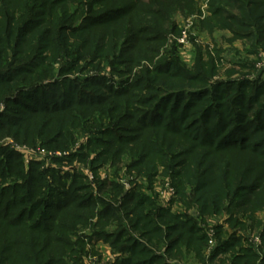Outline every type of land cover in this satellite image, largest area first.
Masks as SVG:
<instances>
[{
    "label": "trees",
    "instance_id": "16d2710c",
    "mask_svg": "<svg viewBox=\"0 0 264 264\" xmlns=\"http://www.w3.org/2000/svg\"><path fill=\"white\" fill-rule=\"evenodd\" d=\"M196 3L0 0V138L61 151L85 138L43 169L0 143V264H83L102 256L98 243L113 254L107 264H264V227L256 250L236 235L264 210V81L210 84L216 48L197 45L193 66L180 62L167 37L181 34L178 8ZM208 11L202 30L264 51V0H208ZM74 161L90 165L93 183L61 172ZM124 161L149 182L161 168L176 208L196 218L138 184L125 189ZM104 165L113 178L98 175ZM222 212L227 229L209 226V248L207 219Z\"/></svg>",
    "mask_w": 264,
    "mask_h": 264
},
{
    "label": "rangeland",
    "instance_id": "374dc122",
    "mask_svg": "<svg viewBox=\"0 0 264 264\" xmlns=\"http://www.w3.org/2000/svg\"><path fill=\"white\" fill-rule=\"evenodd\" d=\"M196 2L195 10L191 13H185L183 10H181V8H178L173 17L172 24H174L179 29L178 32L181 34H177V36L176 33L170 31L171 35L169 34V37H167L168 45H174L176 47L180 62L182 64L185 63L188 68H191L194 63L195 49L197 45L205 51L206 49L213 50V48H216L221 51V54L219 55V70L213 79H211L210 84L226 80L229 77L237 80L240 78H247L250 80L259 79V81H264V51L261 49H256V51L251 52L249 42L243 39H233L228 30L216 29L212 34L207 30H202L200 22L204 16L209 14L208 0H196ZM170 28L171 27H169V29ZM183 33H185L186 38L184 41H181ZM190 37H193V40H191ZM206 58V55H204L203 59ZM55 66L58 67V65ZM108 71L109 69L106 67V73H108ZM4 108V104L1 103L0 114ZM83 140H85L83 136L78 137V142H75L72 147L65 151L48 149L42 146L39 141H36L34 145L18 142L11 136L1 137L0 143L2 146H6L19 154L25 168H27L31 162L38 161L42 163L41 169H43L51 166L58 167L54 161L55 158L63 157L70 152L77 151L79 144L82 143ZM17 147L23 149L25 153H22L21 150L20 152L17 151ZM127 164L128 163L124 161L123 163L119 164V167H121L119 171L117 170V172L120 174L118 180H120L122 184L127 183L124 185L125 189H127V185L131 188L132 183L138 184L140 185L141 189H146L148 194L156 196L161 206L168 207L173 212H186L196 218L197 215L193 208H189L187 211L183 210L184 208H176L177 200H175L176 195L174 188L171 185L170 179L162 174L161 168L158 169V172L153 180L149 182L146 177H134V175L126 174L125 172ZM60 166L61 172L66 171L72 173L73 170H82L87 181L93 183L94 173L90 170L89 164H82L80 162L74 161L72 165L63 163ZM114 173L115 172L110 165H104L98 171V175L101 178L106 176L108 178H113ZM91 185L92 188H94V184ZM168 189H172V191H168ZM174 201H176V203H174ZM227 216L228 215L225 212H222L220 214L212 215L208 217V219L206 218L208 222L206 223L205 228H207V233L209 234V248L212 247L210 240L214 239L212 236L213 230L210 229V227L213 225H222L224 227L223 229H227L225 222ZM255 217L257 219L256 224L248 223V229L246 231L237 230L236 235H239L243 238L248 237L252 242V245L255 247L254 249L256 250V248L258 249L257 245L261 244L260 234L264 227V210L257 211L255 213ZM96 248L101 252L102 256H99L98 254L86 256L83 259V264H107L109 261H111L113 254L107 244L98 243ZM186 262L187 263L184 261L182 264H199L193 259H187ZM257 264L263 263H261L260 259H258Z\"/></svg>",
    "mask_w": 264,
    "mask_h": 264
},
{
    "label": "built area",
    "instance_id": "2783aa9c",
    "mask_svg": "<svg viewBox=\"0 0 264 264\" xmlns=\"http://www.w3.org/2000/svg\"><path fill=\"white\" fill-rule=\"evenodd\" d=\"M185 38H186V35H185V33H183V34H182V37H181V41H184ZM16 150L19 151V152H20V150H21L22 153H25L24 150H23V149H20L19 147H17ZM125 184H127V183H125ZM125 184L123 183V185H125ZM127 189H129L128 185H127ZM169 190L172 191V189H168V191H169ZM167 200H168V199H167ZM210 242H211V244H212V246H213V245H214V242H213L212 240H211Z\"/></svg>",
    "mask_w": 264,
    "mask_h": 264
},
{
    "label": "crops",
    "instance_id": "0c3cea01",
    "mask_svg": "<svg viewBox=\"0 0 264 264\" xmlns=\"http://www.w3.org/2000/svg\"><path fill=\"white\" fill-rule=\"evenodd\" d=\"M103 250H105V249H103Z\"/></svg>",
    "mask_w": 264,
    "mask_h": 264
}]
</instances>
